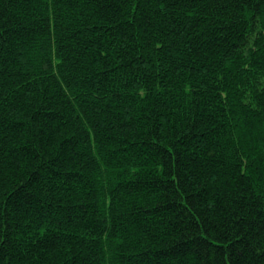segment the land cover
<instances>
[{
    "label": "trees",
    "instance_id": "16d2710c",
    "mask_svg": "<svg viewBox=\"0 0 264 264\" xmlns=\"http://www.w3.org/2000/svg\"><path fill=\"white\" fill-rule=\"evenodd\" d=\"M0 264H264V0H0Z\"/></svg>",
    "mask_w": 264,
    "mask_h": 264
}]
</instances>
